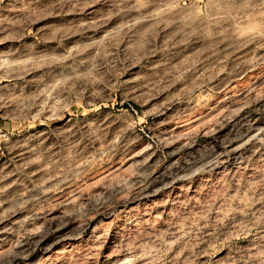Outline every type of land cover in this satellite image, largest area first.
Segmentation results:
<instances>
[{
	"label": "rangeland",
	"instance_id": "1",
	"mask_svg": "<svg viewBox=\"0 0 264 264\" xmlns=\"http://www.w3.org/2000/svg\"><path fill=\"white\" fill-rule=\"evenodd\" d=\"M0 264H264V0H0Z\"/></svg>",
	"mask_w": 264,
	"mask_h": 264
}]
</instances>
